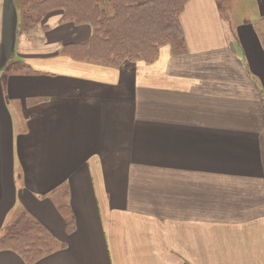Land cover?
I'll list each match as a JSON object with an SVG mask.
<instances>
[{
  "label": "crops",
  "instance_id": "1",
  "mask_svg": "<svg viewBox=\"0 0 264 264\" xmlns=\"http://www.w3.org/2000/svg\"><path fill=\"white\" fill-rule=\"evenodd\" d=\"M250 1L240 16L188 0L182 39L108 66L81 59L91 24L54 9L25 29L0 0V237L26 214L55 241L35 264H264V0ZM0 264L27 263L2 249Z\"/></svg>",
  "mask_w": 264,
  "mask_h": 264
},
{
  "label": "trees",
  "instance_id": "2",
  "mask_svg": "<svg viewBox=\"0 0 264 264\" xmlns=\"http://www.w3.org/2000/svg\"><path fill=\"white\" fill-rule=\"evenodd\" d=\"M17 1L23 8L25 29L36 27L54 9H63L65 18L72 22L91 24L95 33L84 46L85 51H81V59L117 66L124 61L151 62L162 46L182 39L179 16L188 0ZM23 69V65L10 63L7 71ZM54 246L50 231L26 214H22L0 237V250L18 253L27 264H35L51 254Z\"/></svg>",
  "mask_w": 264,
  "mask_h": 264
},
{
  "label": "rangeland",
  "instance_id": "3",
  "mask_svg": "<svg viewBox=\"0 0 264 264\" xmlns=\"http://www.w3.org/2000/svg\"><path fill=\"white\" fill-rule=\"evenodd\" d=\"M223 4H224V10L227 13V10H231L232 6H236L237 5V14H239L240 16L243 15L244 10L246 9V4H242V2L238 3V0H222ZM249 6L251 9H253V7H251V1L247 0Z\"/></svg>",
  "mask_w": 264,
  "mask_h": 264
}]
</instances>
